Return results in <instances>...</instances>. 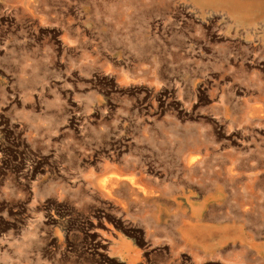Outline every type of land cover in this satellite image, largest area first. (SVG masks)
Segmentation results:
<instances>
[{"label":"rangeland","instance_id":"rangeland-1","mask_svg":"<svg viewBox=\"0 0 264 264\" xmlns=\"http://www.w3.org/2000/svg\"><path fill=\"white\" fill-rule=\"evenodd\" d=\"M165 4L0 0V264H264V24Z\"/></svg>","mask_w":264,"mask_h":264},{"label":"bare ground","instance_id":"bare-ground-1","mask_svg":"<svg viewBox=\"0 0 264 264\" xmlns=\"http://www.w3.org/2000/svg\"><path fill=\"white\" fill-rule=\"evenodd\" d=\"M153 1L155 0H135V8H137V6L145 4V2L152 3ZM123 3L129 4V3H133V1L123 0L121 4ZM165 3H167V5L166 4L165 5L168 7L174 4L175 5V6L173 5L174 8L177 5L179 6L184 5L187 8H189V10L195 12V14L196 13L199 14L198 16H202V17L206 15L210 16V14L220 15V18L223 19L224 22L228 23V27L234 28L235 30L240 29L242 25L248 27L250 25H255L257 23L264 24V0H174V1L165 0ZM257 27L259 28L258 25ZM198 159H199L198 154L196 155L190 154L187 160L189 163H194L198 161ZM126 181L132 183L135 182V185L139 184L138 183L139 180L136 178V176L132 174L131 171L128 170L121 171L118 170L117 168H114L110 173L106 174L104 177L101 178L100 184L102 187H111V188L117 187L118 185L122 184L124 187L128 188L129 191H131L132 188L130 187V185L127 184ZM139 188L135 189V195L148 194L149 191L148 185L146 184L140 185ZM193 231L194 233L197 232L200 233L199 236H203L205 233H207L206 231L200 229L199 231L198 230H193Z\"/></svg>","mask_w":264,"mask_h":264},{"label":"crops","instance_id":"crops-1","mask_svg":"<svg viewBox=\"0 0 264 264\" xmlns=\"http://www.w3.org/2000/svg\"><path fill=\"white\" fill-rule=\"evenodd\" d=\"M123 0H114V3L116 5V8L114 10V15H113V18L116 20V21H123V19H125L126 17H132L133 14H135V11L138 9V8H135V0H132L133 3H126V4H121ZM197 153H195L196 155ZM190 154H188L184 159L186 160L187 164L190 165V164H193V163H189L188 162V157H189ZM194 155V154H192ZM197 162V161H196ZM195 163V162H194ZM137 178V177H136ZM138 179V178H137ZM122 185V184H121ZM123 186V185H122ZM136 197H139V196H143V197H146V195H142V194H138V195H135ZM193 230H198L199 229H193ZM191 230V235H193L194 231ZM200 230H204L206 232H209L207 231V229H203V228H200ZM194 234H199L200 233H194Z\"/></svg>","mask_w":264,"mask_h":264}]
</instances>
